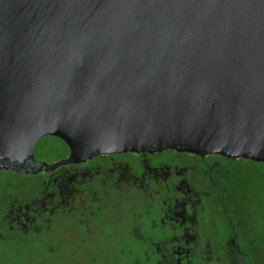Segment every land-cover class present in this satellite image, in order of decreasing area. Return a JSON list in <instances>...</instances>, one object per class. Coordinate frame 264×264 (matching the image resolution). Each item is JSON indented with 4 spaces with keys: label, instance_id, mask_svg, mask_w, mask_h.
I'll return each mask as SVG.
<instances>
[{
    "label": "water",
    "instance_id": "obj_1",
    "mask_svg": "<svg viewBox=\"0 0 264 264\" xmlns=\"http://www.w3.org/2000/svg\"><path fill=\"white\" fill-rule=\"evenodd\" d=\"M163 150L264 163V0H0V170Z\"/></svg>",
    "mask_w": 264,
    "mask_h": 264
},
{
    "label": "flooded vegetation",
    "instance_id": "obj_2",
    "mask_svg": "<svg viewBox=\"0 0 264 264\" xmlns=\"http://www.w3.org/2000/svg\"><path fill=\"white\" fill-rule=\"evenodd\" d=\"M242 160L251 161L163 150L101 154L33 174L0 170L30 181L3 187L0 248L26 253L32 237L61 230L55 217L63 214L74 218L68 230L82 248L90 240L132 244L103 253L104 262L88 251L86 264H263L246 237L250 201L234 173ZM75 257L72 264H84Z\"/></svg>",
    "mask_w": 264,
    "mask_h": 264
},
{
    "label": "rangeland",
    "instance_id": "obj_3",
    "mask_svg": "<svg viewBox=\"0 0 264 264\" xmlns=\"http://www.w3.org/2000/svg\"><path fill=\"white\" fill-rule=\"evenodd\" d=\"M236 186L240 190V195H246L249 199L250 227L246 237L253 241L260 252V259L263 258L264 264V164L254 163L242 160L235 166ZM9 179L7 182L0 181V197L4 185L12 188L14 185L28 184L29 180L17 179L11 175L4 174ZM0 176V180L7 178ZM241 199V196H239ZM238 199V200H240ZM74 218L60 214L55 217V222L61 230L54 234H46L43 237H32L31 243L26 253L21 255L7 253L0 248V264H72L80 256L86 264L85 253H99L104 262L107 260L104 255L109 254L111 257L119 247L132 246L131 243L118 242L113 239L90 240L82 248L83 244L76 238L71 237L69 227L74 228L72 222ZM59 230V228H58ZM72 233V232H71ZM83 250H82V249ZM107 252V253H106ZM103 253H106L103 255ZM111 260V259H110ZM80 261V258H79ZM112 262V260H111Z\"/></svg>",
    "mask_w": 264,
    "mask_h": 264
}]
</instances>
